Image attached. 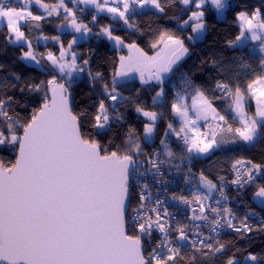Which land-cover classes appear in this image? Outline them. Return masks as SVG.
Returning <instances> with one entry per match:
<instances>
[{"label": "snow or ice", "instance_id": "6c2138e0", "mask_svg": "<svg viewBox=\"0 0 264 264\" xmlns=\"http://www.w3.org/2000/svg\"><path fill=\"white\" fill-rule=\"evenodd\" d=\"M260 143L264 0H0V264H264Z\"/></svg>", "mask_w": 264, "mask_h": 264}, {"label": "trees", "instance_id": "16d2710c", "mask_svg": "<svg viewBox=\"0 0 264 264\" xmlns=\"http://www.w3.org/2000/svg\"><path fill=\"white\" fill-rule=\"evenodd\" d=\"M45 32L46 33H52L53 32V27L51 25H45ZM95 44H96V41L92 40V41H89L88 43L83 44L82 48H86V47H88L90 45H95ZM49 46H51L50 43H49ZM40 50H44V45L40 47ZM106 50H107L106 47H102L101 48L102 52H104ZM212 50L213 51H223V54L225 56L232 55V53L230 51L220 48L219 45H217ZM207 51H208V49L205 48L203 45H201V49H200V51L198 52L197 55L205 54ZM197 55H194L192 57V59L193 60L197 59ZM11 58H12L11 52H9L8 56L4 57L5 60H11ZM241 154L246 155V156H251V157L259 160L261 155H264V143L257 144L255 148H246V149L243 150V152ZM224 159H225L224 153L218 151L215 154V156L211 157L209 160H205L203 158L197 159L196 162H195V165H194V170L195 171H199L201 168H203V169L206 170L207 174L213 175V174L216 173L217 169L221 166V164L219 162H217L215 164H212V163H210V161H223ZM244 199L245 200H250V195L248 197H244ZM252 208L254 210H260V208L257 207L255 204L252 205ZM254 248L257 251L264 250V237H255L254 238Z\"/></svg>", "mask_w": 264, "mask_h": 264}, {"label": "built area", "instance_id": "2783aa9c", "mask_svg": "<svg viewBox=\"0 0 264 264\" xmlns=\"http://www.w3.org/2000/svg\"><path fill=\"white\" fill-rule=\"evenodd\" d=\"M194 161V165H195ZM170 179H175L177 181L176 184H170L169 187L172 191H180L181 188L184 189L185 194L190 193L193 189L191 188V185H183L180 181L179 177H176L175 174H173ZM179 185V186H178ZM230 197H235L236 193L232 191L231 189H228ZM233 206L236 207V210L240 213L243 214L245 211V208L243 206H239L236 201L233 202ZM182 208V211H187V209L183 208V206H180ZM171 210V209H170ZM257 212H260V210H255Z\"/></svg>", "mask_w": 264, "mask_h": 264}, {"label": "crops", "instance_id": "0c3cea01", "mask_svg": "<svg viewBox=\"0 0 264 264\" xmlns=\"http://www.w3.org/2000/svg\"><path fill=\"white\" fill-rule=\"evenodd\" d=\"M43 45H44V42H43V41H41L39 46L41 47V46H43Z\"/></svg>", "mask_w": 264, "mask_h": 264}]
</instances>
